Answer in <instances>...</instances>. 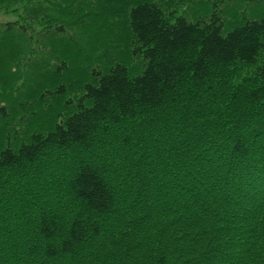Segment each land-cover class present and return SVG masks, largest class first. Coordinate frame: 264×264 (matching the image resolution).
<instances>
[{
	"label": "trees",
	"instance_id": "trees-1",
	"mask_svg": "<svg viewBox=\"0 0 264 264\" xmlns=\"http://www.w3.org/2000/svg\"><path fill=\"white\" fill-rule=\"evenodd\" d=\"M176 1L0 0V264H264V0Z\"/></svg>",
	"mask_w": 264,
	"mask_h": 264
},
{
	"label": "rangeland",
	"instance_id": "rangeland-1",
	"mask_svg": "<svg viewBox=\"0 0 264 264\" xmlns=\"http://www.w3.org/2000/svg\"><path fill=\"white\" fill-rule=\"evenodd\" d=\"M208 0H182L181 4L180 1L177 0L175 2L174 5V9L177 11V14L181 15V14H191L192 11L195 12L197 6L201 7L203 5L206 4ZM224 1L223 3L227 2L228 0H222ZM209 2V1H208ZM221 2V1H220ZM173 9V8H172ZM192 15V14H191ZM15 19V16L13 15H5L2 12H0V22H7V21H13ZM138 58H134L133 64H137L138 62ZM260 61V60H259ZM262 62H264V55L262 56L261 59ZM260 62V63H262ZM15 71V73H13ZM238 74L241 75H246L248 74L250 71H252V68H248L245 66H238ZM27 70L26 68H22V69H18L15 70V68L11 71V72H6L5 74L2 75L3 81H12L13 83L15 82L16 87H23L22 84H24V78L27 74ZM20 77V78H19ZM24 81V82H23ZM14 86V84H13ZM22 99V98H21ZM20 98H16L14 99V101H12L13 103L7 105V116L5 117H1L0 118V134H5V132L8 130L9 132H11L12 134L14 133L16 135V137H14L13 139L16 141V143L20 142L21 139V135H22V131L23 129H25V125L27 124L26 121V109H24L21 106V103L23 100H21ZM3 104V103H1ZM12 123L14 124V127L16 128L15 132H12L13 130L10 129L9 127H12ZM17 124V127H16ZM18 124H23L21 125V127ZM23 126V128H22ZM9 128V129H8Z\"/></svg>",
	"mask_w": 264,
	"mask_h": 264
}]
</instances>
